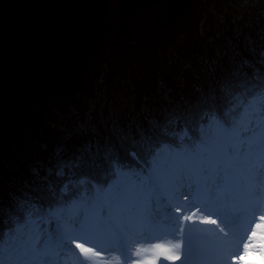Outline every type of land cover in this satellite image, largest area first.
I'll use <instances>...</instances> for the list:
<instances>
[{
    "label": "trees",
    "instance_id": "1",
    "mask_svg": "<svg viewBox=\"0 0 264 264\" xmlns=\"http://www.w3.org/2000/svg\"><path fill=\"white\" fill-rule=\"evenodd\" d=\"M156 9L115 40L112 2L101 53L23 100L17 133L0 142V264H34L37 243L82 233L81 219L76 229L65 220L101 209L96 192L118 210L140 207L154 193V161L174 150L198 168L261 119L264 0H198L169 31L156 27ZM47 221L61 226L38 237Z\"/></svg>",
    "mask_w": 264,
    "mask_h": 264
},
{
    "label": "water",
    "instance_id": "2",
    "mask_svg": "<svg viewBox=\"0 0 264 264\" xmlns=\"http://www.w3.org/2000/svg\"><path fill=\"white\" fill-rule=\"evenodd\" d=\"M197 0H0V142L18 131L31 90L45 91L97 57L109 5L117 3L115 39L131 38L133 22L154 7L156 27L169 31Z\"/></svg>",
    "mask_w": 264,
    "mask_h": 264
},
{
    "label": "rangeland",
    "instance_id": "3",
    "mask_svg": "<svg viewBox=\"0 0 264 264\" xmlns=\"http://www.w3.org/2000/svg\"><path fill=\"white\" fill-rule=\"evenodd\" d=\"M116 7L117 13L115 21V31L117 28V18L119 15L117 3ZM156 7L158 9V6ZM257 109V113L261 115V119L257 122L245 121L243 126L238 129L230 138H228V140H226V148L224 154L221 156L214 155L213 157L203 155V163L200 167L191 169L186 163L185 158L179 155L174 150H172V155L167 160H162L160 162L154 161L155 169L152 172L150 179L151 182L155 184L156 187H158L157 190L159 193L155 192L154 190V194L152 192L153 195L151 194L143 202V205L141 207L129 209H127L126 207L124 209L118 210L112 203H109L108 208L103 205V207L101 206V209H96L93 211H87V209H84L78 211L74 215H69V217L65 221L68 225L70 224L73 229H76V227L79 225V219L84 222L82 233L80 232L81 235L75 234L70 238H64L63 236H61L58 238V242L46 245V250L42 246V242L37 243V249L40 255L37 258V260L39 261L35 262L34 264H65L66 261H70V264H81L82 261H80L79 258L83 256L85 257V255L86 258H88L90 261L91 259L95 260V258L90 257V255L88 254V249L96 251L100 256H103L105 258L103 261H98L99 264H109V262L112 261L113 257H119L121 264H126L123 261V255L113 244L114 241H112V236L109 233L100 235L94 230V227L96 226V224H99L100 221H102L104 225L114 228L113 234L120 233L124 240L128 239L127 241L122 240V243L124 246L129 247L128 249L130 252L129 255L131 257V261L127 264H133L135 259V257H133L132 255L133 250L138 246L142 247L144 244H146L147 242H151L155 238H147L144 234V236L141 237L143 238L141 241L132 239V237L135 236L134 231L133 234H131V231H126L121 228L119 226L118 220H123V223H126L127 214H131L134 221L136 222H140L141 220H148L150 211L153 212V209L159 207V203H165L166 200L172 199V195H170L169 193L176 191L174 186H180L179 189H184V185L188 186L191 182L195 181V183L199 184L198 187L200 186V189H203V192L207 193V190L205 189L206 187L202 185L201 181H203V179L214 180L220 174L228 178H234L235 176L237 177L239 172L236 171V166L244 165V159L242 161H237L238 158H245L248 160L252 158L254 163H263L264 167V101H261L257 104ZM178 127L179 135L181 137H184V129H182L179 125ZM209 127L210 121L205 119L203 121V128L208 129ZM163 168L167 169L166 173L163 172ZM252 168H249V170L251 171ZM242 174L246 177V174L244 172ZM179 182H182V185H179ZM145 183H147V181L145 182L142 178H140L137 182V185L140 186L142 184L145 186ZM225 185H227V183ZM184 191L180 190L179 192H176V198H178V200L183 201L185 200L183 198L188 196L186 194L187 192ZM240 194L244 193L242 192ZM249 195L250 193L246 192V199L244 200V204L246 203L248 205L250 203L247 201ZM101 197L102 196H100L98 192H96V199L100 201ZM205 197L206 196L198 195L196 196V200L198 202L201 198L205 199ZM194 200L195 199L193 198L191 201H186L187 203H185L183 206H181L180 208H176L179 210L178 212L182 213V215L178 219H176V225H171V227H174L175 229L178 225L180 226L179 228H177V230L171 231L170 235L166 236L162 234V226L164 227L163 229H170V226L166 225V223L162 224L161 226L158 225V217L153 216L151 225H149L150 230H152L150 236H155L156 238H158L155 241H160L161 244H167L169 240H175L179 238V230L183 229L184 259L180 262V264H189V262L193 259L195 250L192 246V242L196 239L197 236H200L201 232L204 229L202 226H199V224L185 225L184 223L183 217L191 216V211L193 209H197L198 211L200 210V207L197 206L199 202H194ZM233 205L235 209L239 210L238 206L240 205L242 207L243 203L236 200ZM243 215L244 220L238 226V234H243L245 232L247 228L246 225L250 221V217L247 215V213H244ZM196 219L199 220L197 217ZM60 226L61 222L56 221L53 224L48 221L44 222L41 228L36 229V235L38 237H44V231L48 230L49 232L53 233L54 229H59ZM144 228L145 222L143 229ZM154 233L158 234V236L154 235ZM118 242L121 246V241ZM76 250L78 251L76 252L77 254L75 253V256L67 254V251L75 252ZM212 260L213 259L207 261L209 264H211L213 262ZM207 261L205 260L204 263H206ZM83 263L86 262L84 261ZM87 264H91V262H87ZM159 264H172V262L160 258Z\"/></svg>",
    "mask_w": 264,
    "mask_h": 264
},
{
    "label": "bare ground",
    "instance_id": "4",
    "mask_svg": "<svg viewBox=\"0 0 264 264\" xmlns=\"http://www.w3.org/2000/svg\"><path fill=\"white\" fill-rule=\"evenodd\" d=\"M198 1V0H197ZM196 1V2H197ZM188 16V15H187ZM184 20V19H183ZM182 20V21H183ZM181 21V22H182ZM180 22V23H181ZM87 65V64H86ZM85 65V66H86ZM84 66V67H85ZM83 67V68H84ZM22 105V104H21ZM14 136V135H13ZM244 159V160H243ZM244 165H237L236 171L239 172L238 176L234 177L233 179L229 180L228 177H225L224 175L220 174L218 177H216L214 180H204L201 181L202 185L206 187L207 193H204L203 189H200L199 184H196L195 181L191 182L188 186L184 185V189H179L178 186H174L176 191L170 192L169 194L172 195L171 200H166L165 203H159V207H156V209H153V212L150 211L149 219L146 221L141 220L140 222L134 221L131 214H127V223H123V220H118L119 226L123 228L126 231H131V234H134L135 236L132 237V239H135L137 241H141L144 236L146 235L147 238H155L151 242H147L142 247L144 248H150L156 244H161L160 241L156 242L155 240L158 239L155 236L151 237L150 233L152 230H150L149 225H151V220L154 217H158V225L165 224L169 225L172 221H176L182 213L178 212L179 210L176 208H180L183 206L186 201H191L193 198L196 200V196L203 195L206 196L205 199H200L202 202L198 203L197 206L200 207V210L193 209L191 211V214H195L198 219L204 217V218H211L218 221L220 229L227 230L229 233H232L233 235L229 237V240H232L236 243L239 242V238L241 236L245 237V243H247V235L250 233V228L252 227L250 225V222L254 216L257 215L256 223H259L258 215L264 214V167L263 163H254L253 159L250 160L245 158H238L237 161H242ZM243 167V168H242ZM253 167V168H252ZM249 168H252L250 171ZM246 171H245V170ZM163 172H167L166 168L162 169ZM244 170V171H243ZM246 174V177L243 176L242 173ZM193 181V180H192ZM231 183L230 185L236 190L235 192H238L237 194L230 192L231 188L228 183ZM227 183V185H225ZM179 185H182V182L178 183ZM228 186V189H227ZM178 187V188H177ZM180 190L187 192V197L183 198L185 200L181 201L176 198V192H179ZM183 192V193H184ZM244 194H240V193ZM246 192H249L250 195L248 196V202H250L248 205L245 203L244 200ZM185 194V193H184ZM198 199V198H197ZM237 201H241L243 203V206H239V210L235 209L233 203ZM161 205V206H160ZM172 209V210H171ZM176 209V210H174ZM157 210V211H155ZM244 213H247V215L250 217V221L247 226L246 232L243 234H238V226L241 224V222L244 220ZM198 215V216H197ZM145 222V228L144 227ZM180 225L177 226L179 228ZM201 226V225H199ZM204 228V226H202ZM162 226L161 232L163 235H170L171 231L169 229H163ZM175 228L173 231L177 230ZM94 230L96 233L100 235H104V233H109L112 236L113 244L118 248L119 252L124 255L127 254L129 256L130 252H128L127 246H124L122 243L123 241H127L128 239L122 238L121 234H113L114 228L104 225L102 221H100L99 224H96L94 227ZM130 234V235H131ZM154 235H157L154 233ZM118 241H121V246ZM228 241L223 240L217 233L212 231H203L201 232L200 236H197L196 239L192 242V246L194 247L195 254L193 259L189 262V264H208L204 263V261L209 260L210 258H216L217 255V249L227 244ZM136 244V243H135ZM127 247V248H125ZM75 252L67 251V254H71L75 256ZM237 251L242 255L244 248L243 244L240 243L238 246ZM259 248L252 249V252L259 253ZM77 254V253H76ZM81 264H87V262H91V264H99L97 260L91 259V261L85 257L79 258ZM86 263H83V262ZM79 262V261H78ZM231 264V261L229 262ZM243 264H261V256L260 255H249L244 258Z\"/></svg>",
    "mask_w": 264,
    "mask_h": 264
},
{
    "label": "snow or ice",
    "instance_id": "5",
    "mask_svg": "<svg viewBox=\"0 0 264 264\" xmlns=\"http://www.w3.org/2000/svg\"><path fill=\"white\" fill-rule=\"evenodd\" d=\"M60 149H57V155H59ZM34 174H38L36 169L32 170ZM63 175V170L59 172ZM257 215L254 216L250 222L252 226L250 233L247 235V243H245V237L241 236L239 242L236 243L229 240L232 233L227 230L220 229L218 221L211 218L196 219V215L183 217L185 225L199 224L204 226L205 231H212L217 233L223 240L228 241L227 244L220 246L216 251L217 255L213 264H243L244 258L249 255H260L261 264H264V214L258 215L259 223H256ZM179 238L175 240H169L167 244H156L150 248L136 247L133 250V257H135L133 264H159L160 258L166 261H171L172 264H180L184 259L183 257V229L179 230ZM243 244V254L241 255L237 249L239 244ZM259 248V253L252 252V249ZM90 257L95 258L97 261H103L105 258L100 256L96 251L88 249ZM65 264H70V261H66ZM109 264H121L119 257H113Z\"/></svg>",
    "mask_w": 264,
    "mask_h": 264
}]
</instances>
